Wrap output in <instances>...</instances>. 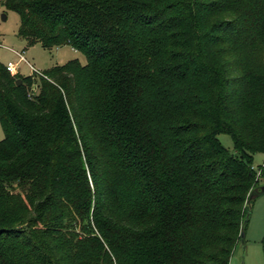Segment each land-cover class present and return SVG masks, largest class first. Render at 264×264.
<instances>
[{
  "label": "trees",
  "instance_id": "obj_1",
  "mask_svg": "<svg viewBox=\"0 0 264 264\" xmlns=\"http://www.w3.org/2000/svg\"><path fill=\"white\" fill-rule=\"evenodd\" d=\"M3 6L87 63L36 93L0 65V264H230L264 153V0Z\"/></svg>",
  "mask_w": 264,
  "mask_h": 264
},
{
  "label": "rangeland",
  "instance_id": "obj_2",
  "mask_svg": "<svg viewBox=\"0 0 264 264\" xmlns=\"http://www.w3.org/2000/svg\"><path fill=\"white\" fill-rule=\"evenodd\" d=\"M3 1L0 0V43H2L0 46V65L6 67L9 63H17L19 57L14 52L21 53L38 72V74H34L28 64L22 63L19 66V74L26 78L41 75L54 67L66 65L73 60L82 65L87 63L86 56L70 46L47 50L41 45H29L25 39L19 36L20 16L14 11L7 10L3 6ZM3 16H6L5 21ZM39 77H36L34 93L38 91ZM218 138L223 147L234 153V142L230 135L221 134ZM4 139L5 133L0 122V142ZM253 161L254 169L258 173L254 191L264 187V153L255 155ZM245 222H247L244 231L245 238L237 245L230 264H264V195L253 201Z\"/></svg>",
  "mask_w": 264,
  "mask_h": 264
},
{
  "label": "built area",
  "instance_id": "obj_3",
  "mask_svg": "<svg viewBox=\"0 0 264 264\" xmlns=\"http://www.w3.org/2000/svg\"><path fill=\"white\" fill-rule=\"evenodd\" d=\"M0 46H2V43H0ZM14 53L19 57V61H18L17 63H9V64L6 66L7 71H8L12 76L20 75V74H19V72H20V70H19V66H20L22 63H26V64H28V65L30 66V69L32 70V72H33L34 74H38L37 70H36L32 65H30V64L27 62V60H26V58L24 57L23 54L18 53V52H14ZM39 76H40V77H41V76L44 77L43 74L38 75L37 77H39ZM33 89H34V87H33Z\"/></svg>",
  "mask_w": 264,
  "mask_h": 264
},
{
  "label": "water",
  "instance_id": "obj_4",
  "mask_svg": "<svg viewBox=\"0 0 264 264\" xmlns=\"http://www.w3.org/2000/svg\"><path fill=\"white\" fill-rule=\"evenodd\" d=\"M3 20L5 21L6 20V16H3ZM23 83L22 80H19L18 81V85H21ZM264 195V187H261L260 190H254L251 194H250V199H249V202H253L255 201L257 198H259L260 196ZM245 238V233L242 232L241 233V240L243 241Z\"/></svg>",
  "mask_w": 264,
  "mask_h": 264
}]
</instances>
